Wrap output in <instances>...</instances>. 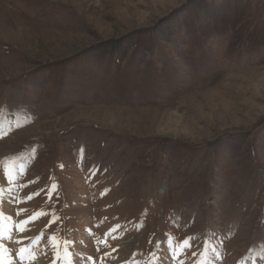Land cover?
Instances as JSON below:
<instances>
[{
	"label": "rangeland",
	"instance_id": "obj_1",
	"mask_svg": "<svg viewBox=\"0 0 264 264\" xmlns=\"http://www.w3.org/2000/svg\"><path fill=\"white\" fill-rule=\"evenodd\" d=\"M0 219L24 264H264V0H0Z\"/></svg>",
	"mask_w": 264,
	"mask_h": 264
},
{
	"label": "snow or ice",
	"instance_id": "obj_2",
	"mask_svg": "<svg viewBox=\"0 0 264 264\" xmlns=\"http://www.w3.org/2000/svg\"><path fill=\"white\" fill-rule=\"evenodd\" d=\"M31 198V197H29ZM22 224L28 223V221H22ZM19 227V226H18ZM20 231H23V228H20ZM4 235V230H0V238H2ZM17 243H20V241H17ZM67 243V242H65ZM184 247H191V244L189 243V240L186 239L183 241V246L179 251H174L173 252V259H175L177 256L180 255V252L183 251ZM8 252V249L5 248L3 243H0V264H9V259H6V254ZM16 255L19 257L21 262H23L26 257L29 255L28 250L25 249L24 247H21L19 251L16 253ZM193 255L195 256L196 253L194 252ZM183 264V262H181Z\"/></svg>",
	"mask_w": 264,
	"mask_h": 264
},
{
	"label": "bare ground",
	"instance_id": "obj_3",
	"mask_svg": "<svg viewBox=\"0 0 264 264\" xmlns=\"http://www.w3.org/2000/svg\"><path fill=\"white\" fill-rule=\"evenodd\" d=\"M82 19V18H81ZM84 19V18H83ZM81 21H83V20H81ZM80 21V22H81ZM79 23V22H78ZM82 23V22H81ZM80 26H83L82 24H80ZM88 26V25H87ZM2 218V217H1ZM0 220H2V222L6 225V227H7V230H8V232L4 235V237L3 238H6L7 240H10L11 241V244H12V249H10L12 252H14L15 253V255H16V253L19 251V249L20 248H16V246L19 244V243H17V241H20V243L21 242H27V241H25V239L22 237V235H20V231L19 232H17L19 229H15V228H13L12 230H10L9 231V229H8V226H9V223L5 220V219H0ZM19 247V246H18ZM161 249V248H160ZM29 254H30V252H28ZM44 256V255H43ZM17 259H18V262L20 263L21 262V260L19 259V257L17 256ZM27 261H29V258L28 259H26L25 261H23L21 264H24L25 262H27ZM36 261H38V260H33V257L31 258V263L30 264H35L36 263ZM14 262L15 261H13V259H9V264H14ZM38 262H40V261H38ZM37 262V263H38ZM36 263V264H37Z\"/></svg>",
	"mask_w": 264,
	"mask_h": 264
},
{
	"label": "trees",
	"instance_id": "obj_4",
	"mask_svg": "<svg viewBox=\"0 0 264 264\" xmlns=\"http://www.w3.org/2000/svg\"><path fill=\"white\" fill-rule=\"evenodd\" d=\"M225 11V10H224ZM219 14L221 15V14H223V11H220L219 12ZM200 18H204L203 19V27H204V24L207 26V27H209V25H207V24H212V18L211 17H208L209 19H211L210 21H206V19H207V17L206 16H200ZM219 19V21L220 20H222V19H224V15H222V17L221 18H218ZM167 31V32H166ZM179 31V30H178ZM178 31H176V30H171V29H169V30H165V33H166V35H163L162 34V32H164V31H160V34H161V36L160 37H158L160 34H158V36L156 37L157 39H159V41L161 40L162 42H170L169 41V38H171V40L172 41H175V43H178L174 38H177V36H178ZM187 32L188 31H190V28H189V26H188V30H186ZM160 41V42H161ZM120 47V45L119 44H117V45H113L112 46V48H119ZM222 244V243H221ZM220 245V244H219ZM221 246V245H220ZM180 250V249H179Z\"/></svg>",
	"mask_w": 264,
	"mask_h": 264
}]
</instances>
